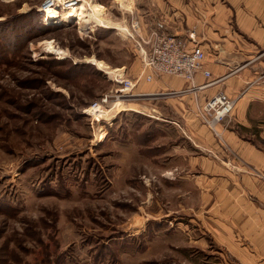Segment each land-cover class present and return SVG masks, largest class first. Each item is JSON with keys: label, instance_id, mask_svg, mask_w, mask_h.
Instances as JSON below:
<instances>
[{"label": "rangeland", "instance_id": "1", "mask_svg": "<svg viewBox=\"0 0 264 264\" xmlns=\"http://www.w3.org/2000/svg\"><path fill=\"white\" fill-rule=\"evenodd\" d=\"M42 1L0 0V264H179L190 216L156 149L190 141L115 80L139 77L123 28L156 0H80L86 23Z\"/></svg>", "mask_w": 264, "mask_h": 264}, {"label": "crops", "instance_id": "2", "mask_svg": "<svg viewBox=\"0 0 264 264\" xmlns=\"http://www.w3.org/2000/svg\"><path fill=\"white\" fill-rule=\"evenodd\" d=\"M150 7L143 2L142 12L151 13ZM147 16L139 20L144 35L157 28L186 36L196 25L210 72H196L193 81L142 78L132 88L142 97V113L190 141L171 145L164 160L159 157L167 150L156 149L158 165L175 176L169 179L172 212L190 216L189 229L181 222L177 227L191 252L175 253L173 263L264 264V0H156V14ZM135 56L140 71L136 49ZM219 91L235 105L215 132L195 112Z\"/></svg>", "mask_w": 264, "mask_h": 264}, {"label": "built area", "instance_id": "3", "mask_svg": "<svg viewBox=\"0 0 264 264\" xmlns=\"http://www.w3.org/2000/svg\"><path fill=\"white\" fill-rule=\"evenodd\" d=\"M80 0H43L41 11L49 9L64 10L78 7ZM77 3V4H76ZM127 36L134 42L137 57L140 61V73L133 79H123L125 85L132 89L140 77L151 81L162 75H174L188 81H193L196 72L201 71L205 77L210 72L204 69L205 53L197 38L195 29H191L186 36L168 34L157 28H151L147 35L142 33L139 19L124 27ZM120 82V81H117ZM122 83V82H121ZM107 99L104 98L103 102ZM235 105V100L225 92L219 91L204 105L196 108V116L213 130L214 126L226 120Z\"/></svg>", "mask_w": 264, "mask_h": 264}, {"label": "bare ground", "instance_id": "4", "mask_svg": "<svg viewBox=\"0 0 264 264\" xmlns=\"http://www.w3.org/2000/svg\"><path fill=\"white\" fill-rule=\"evenodd\" d=\"M68 9H71L70 10V12L69 13H71V14H73V15H78V20H79V22L81 21H83V19H85L84 17H85V15H83V14H81V13H79V12H77V10H76V8L74 9V7L72 8H67V9H64V10H68ZM62 11V10H61ZM83 11V10H82ZM56 12H58V11H56L55 9H49L48 11H46V13L47 14H50V15H55L56 14ZM84 13V12H83ZM99 19H101V18H99ZM101 21V20H100ZM83 22H87V21H83ZM117 74V73H116ZM114 75V74H113ZM124 75V74H123ZM121 76L120 74H117V76L119 77V79H115L116 81H120V82H123L124 80H123V77L124 76ZM122 90H124V89H122Z\"/></svg>", "mask_w": 264, "mask_h": 264}]
</instances>
